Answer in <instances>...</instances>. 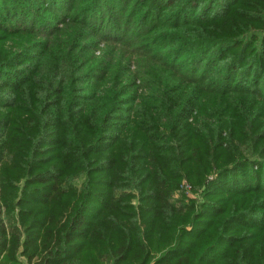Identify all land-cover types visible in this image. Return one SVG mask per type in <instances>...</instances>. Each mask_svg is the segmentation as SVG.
I'll list each match as a JSON object with an SVG mask.
<instances>
[{"label": "trees", "instance_id": "16d2710c", "mask_svg": "<svg viewBox=\"0 0 264 264\" xmlns=\"http://www.w3.org/2000/svg\"><path fill=\"white\" fill-rule=\"evenodd\" d=\"M150 262L264 264V0H0V264Z\"/></svg>", "mask_w": 264, "mask_h": 264}, {"label": "rangeland", "instance_id": "374dc122", "mask_svg": "<svg viewBox=\"0 0 264 264\" xmlns=\"http://www.w3.org/2000/svg\"><path fill=\"white\" fill-rule=\"evenodd\" d=\"M99 48H101V47L99 46ZM95 54L97 55V52H95ZM207 178L210 179L211 176H208ZM184 185L188 186V189L187 190L183 188ZM180 193H182V195L185 196V198H187L189 200L192 199L194 201V203H195L196 206L199 205V197H200V193L201 192L198 189H194V187L191 186V184H188L185 180H182L180 182V184H179V190L177 188L176 193H175V196L176 195L178 196ZM149 264H152V262H150Z\"/></svg>", "mask_w": 264, "mask_h": 264}, {"label": "built area", "instance_id": "2783aa9c", "mask_svg": "<svg viewBox=\"0 0 264 264\" xmlns=\"http://www.w3.org/2000/svg\"><path fill=\"white\" fill-rule=\"evenodd\" d=\"M183 188L187 190L188 189V186L184 185Z\"/></svg>", "mask_w": 264, "mask_h": 264}]
</instances>
